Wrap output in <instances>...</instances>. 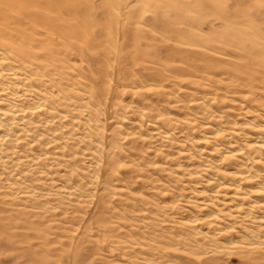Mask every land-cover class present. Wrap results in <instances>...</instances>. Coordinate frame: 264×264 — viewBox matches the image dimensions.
<instances>
[{
	"label": "bare ground",
	"instance_id": "1",
	"mask_svg": "<svg viewBox=\"0 0 264 264\" xmlns=\"http://www.w3.org/2000/svg\"><path fill=\"white\" fill-rule=\"evenodd\" d=\"M253 1L0 0V190L21 192L17 180L24 171L17 170L39 172L52 152L33 150L53 145L59 153L66 142L58 127L77 117L95 148L88 159L96 189L84 219L92 220L99 207L103 212L108 186L124 167L115 132L122 123L116 111L120 94L146 99L156 91L163 97L166 84L191 81L182 77L190 66L207 73L219 67L222 55L228 69L248 82L264 75V4ZM195 54L202 63L190 61ZM145 80L158 81L153 85L160 88ZM243 102L242 126L229 125L228 116L193 126L195 143L216 172L199 180L197 172L187 173L192 184L186 190L198 194L199 202L195 209H180L178 223L192 233L184 241L203 264H224L221 259L231 254L246 262L264 260V101ZM154 119L139 122L152 139H171L169 120ZM54 187L77 194L65 184ZM78 254L72 249L68 256Z\"/></svg>",
	"mask_w": 264,
	"mask_h": 264
},
{
	"label": "rangeland",
	"instance_id": "2",
	"mask_svg": "<svg viewBox=\"0 0 264 264\" xmlns=\"http://www.w3.org/2000/svg\"><path fill=\"white\" fill-rule=\"evenodd\" d=\"M205 1L226 6L235 0ZM252 3L263 5L264 0ZM208 20L219 23L213 17ZM189 58L194 65L203 62L196 54ZM227 58L222 55L219 67L207 73L190 66V72L182 77L191 81L166 84L163 97L156 91L147 93L146 99L133 93L120 94L116 111L122 123L115 132L120 133L117 143L120 166L124 167L117 170L108 186L106 209L98 214L99 207L89 221L84 219L91 205L88 196L96 185L90 183L93 166L88 157L95 148L88 144L87 131L78 127L81 118L75 117L64 129L60 124L66 146L59 153L53 145L33 150L39 154L51 151L50 160L39 172L23 167L17 170L24 171L17 180L21 192L0 190V264H203L191 255L196 248L184 241L192 233L181 230L178 223L180 209H195L199 202L198 194L186 190L192 184L187 173L197 172L199 180L216 172L206 151L201 152V143H195L198 135H194L193 126L218 116H228L225 120L229 125L242 126L247 122L243 101H264V75L248 82L245 75L238 77L228 69ZM144 83L160 88L153 85L158 81ZM199 101L205 102L201 105ZM67 106L60 110L66 111ZM159 116L169 120L171 139H152L139 122L141 119L145 124ZM186 148L192 149L190 157L183 153ZM208 167L211 170H205ZM62 184L75 188L77 194L68 195L64 188L62 193L56 192L54 186ZM72 249L80 256H68ZM221 260L224 264H264L261 259L246 262L237 254Z\"/></svg>",
	"mask_w": 264,
	"mask_h": 264
}]
</instances>
